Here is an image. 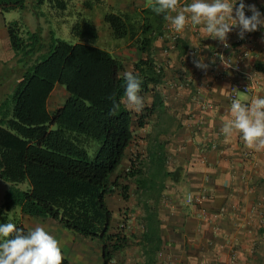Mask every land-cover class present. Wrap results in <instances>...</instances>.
Listing matches in <instances>:
<instances>
[{"label": "trees", "instance_id": "trees-1", "mask_svg": "<svg viewBox=\"0 0 264 264\" xmlns=\"http://www.w3.org/2000/svg\"><path fill=\"white\" fill-rule=\"evenodd\" d=\"M148 1L150 4L141 10L108 11L102 16L113 38L128 41L144 55L132 71L142 77L140 94L163 78L152 48L166 19L164 13L157 15L152 10L155 0ZM33 2L37 10L45 4L55 12L67 8L66 0ZM84 6L91 8L90 0H85ZM26 9L27 0H0L2 14ZM40 13L32 11L34 15ZM25 25L21 20L5 25L14 52L11 73L15 81L9 87L12 92L0 98V178L10 183L0 204V223L10 222V211L18 207L23 215L50 219L82 237L99 240L102 264H110L113 250L120 245L118 235L110 233L109 182L134 140L123 62L97 44L99 31L88 17L80 16L71 26L72 36L78 39L74 43L55 36L51 29L44 39L38 23L33 29ZM175 45L182 54L186 43L177 38ZM254 68L264 74V62H256ZM56 85L63 87L66 97L50 111L48 99ZM154 96L150 110L161 104L160 95ZM114 104L119 107L114 108ZM161 151L160 146L154 152L149 147L146 158L153 167L149 173L133 161L126 172V178H134L139 188L151 191L149 198L153 200L143 204L139 241L143 264H155L163 243L158 218L163 186L155 181L169 173L163 167L166 158ZM21 183H26L25 189L19 187ZM123 196L126 198L127 193ZM12 223L25 234L30 231L18 221ZM63 257L62 264H70Z\"/></svg>", "mask_w": 264, "mask_h": 264}, {"label": "crops", "instance_id": "crops-1", "mask_svg": "<svg viewBox=\"0 0 264 264\" xmlns=\"http://www.w3.org/2000/svg\"><path fill=\"white\" fill-rule=\"evenodd\" d=\"M96 1L86 9L88 18L97 27L99 23L93 15ZM109 1L100 5L105 9L104 13L112 8L115 9L113 12H132L150 4L148 0H114L116 5L111 7ZM191 2L178 0L180 7ZM258 2L260 0H245V3L256 5ZM168 15L175 13L169 12ZM77 19L75 16L74 20ZM6 22L5 15L0 12V83L7 81L5 77L12 70L10 61L14 59ZM170 25L166 20L152 48V57L161 68L163 78L160 84L151 87L153 97L150 104L154 102L155 93L160 95L161 104L150 110L153 112L152 124L148 123L146 129L151 136L147 149L150 147L154 152L159 146L162 148L166 158L163 167L169 173L164 179L159 176L155 181L163 186L158 201L163 243L156 254L155 264H264L263 258L259 257L264 249V149L257 151L247 147L238 131L230 137L221 132L223 125L232 118L228 91L235 73L230 69L223 70L218 64L216 69H221L223 76L216 78L212 70L215 61L208 70L201 72L186 60L189 48H195L197 56L214 59L215 39L208 37L203 24H189L179 33V39L186 43L182 54L170 38ZM256 32L251 34L258 49L259 39L255 36L259 32ZM233 33L234 30L232 36ZM100 47L119 58L111 50ZM167 48L168 54L165 53ZM256 54L243 59L239 75L252 77L253 90L249 95L242 94V100L264 96V74L254 68V64L260 61ZM123 67V72L129 68L132 72L134 64L127 62L126 68L123 62ZM148 161L149 158L145 166L147 173L153 170ZM203 190H207L211 198L201 206L208 212H219L216 218L201 215L196 204L185 201L187 193L197 196ZM22 224L31 231L32 228ZM47 226L51 228L50 224ZM57 226L56 231L60 234L62 225L57 223ZM140 254V264H143L141 248Z\"/></svg>", "mask_w": 264, "mask_h": 264}, {"label": "rangeland", "instance_id": "rangeland-1", "mask_svg": "<svg viewBox=\"0 0 264 264\" xmlns=\"http://www.w3.org/2000/svg\"><path fill=\"white\" fill-rule=\"evenodd\" d=\"M33 1L34 0H27L28 9L26 10H11L3 13L7 22L21 20L23 23L25 22L27 28L30 29H33L38 23L41 27V33L44 39L48 38V31L51 29L55 32V36L70 43L77 42L78 39L73 37L71 34V26L75 23V16H77V18L80 16H89L83 0H66L67 8L65 11L61 12L49 10L47 4L40 6L39 10H37ZM106 1L107 0H98L99 5L97 3L96 8L93 10V15L97 18V22L99 23L97 26L99 31L97 44L111 50L119 57L118 59L125 62L127 68V62L129 65H133L141 54L136 51V49L129 44L128 41L113 38L107 28V25L102 23V15L105 9L101 8L100 5H106ZM90 2L95 4L97 1L90 0ZM112 5H116L114 0L109 1V6L113 7ZM257 5L260 7V2H258ZM112 10L115 9H108V11ZM32 11H41L42 14L40 13V15H34L32 14ZM261 11H264V8H261ZM257 32L259 33L257 34ZM257 32V36H255V38L257 37L259 39V50L256 48V55H258L261 62H264V30H258ZM128 50H130V52H128ZM129 53H131V55H129ZM127 59L133 62H129ZM10 63H12V61H10ZM14 81V74L11 73L10 78H8L7 81H2L0 83L1 99L5 97L8 92H12L11 88ZM151 90L152 88L147 93L140 94L144 98V107L139 112H137L134 107L129 106L126 100V105L133 114L134 140L126 152L123 163L116 171V174L111 177L109 182L112 193L107 196V205L112 212L113 218L110 233L118 235L120 245L118 249L113 250L110 264H140L142 261L140 258L141 254L139 241L143 231V222H141L142 218L139 217L143 213L144 202L151 203L153 200L149 198V193H151V191L139 188V185L136 183L134 178H126V172L130 170L132 161L135 163L136 167H141L142 171H148L145 167L147 165L146 152L148 150L147 145L148 142L150 143L149 139L151 136L148 134L149 130L147 132L146 129L148 123L151 122L152 124L153 118V112L150 111V100L153 97V92ZM65 97L66 92L63 87L56 85L48 99L49 110L52 111L56 106H59L64 101ZM140 121L143 122L142 126H139ZM141 161L143 164L138 163ZM9 186V182L0 178V204L3 200V194ZM19 187L25 189L26 183L19 184ZM124 193H127L126 198L123 196ZM9 219L10 222H23L26 226L32 228L31 230H34L38 226L41 227L42 225L49 227L47 225L50 224L51 228H45V230L60 242L62 255L70 261V264H102L101 242L78 236L66 229L64 230V228H62L63 226L60 228L61 232L59 234L56 231L58 228L57 223L54 224L55 222L50 219L41 220L43 218H32L23 215L19 212L18 207H14L10 211ZM115 239L116 238H113L114 242ZM262 244H264V238ZM259 257H262V260L264 261V249L262 250V255L259 253Z\"/></svg>", "mask_w": 264, "mask_h": 264}, {"label": "clouds", "instance_id": "clouds-1", "mask_svg": "<svg viewBox=\"0 0 264 264\" xmlns=\"http://www.w3.org/2000/svg\"><path fill=\"white\" fill-rule=\"evenodd\" d=\"M261 8H264V0H260V7L256 3H245V0H192L182 7L178 0H155L152 10L157 15L164 13V18L177 33L189 24H203L209 38L227 47L228 34L234 28L239 29L237 35L241 40L247 33L264 30ZM169 12L175 15H168ZM192 62L196 68L206 71L214 59L196 56ZM123 79L128 105L141 111L144 107V98L140 95L142 77L127 71ZM118 107L114 104V108ZM230 113L232 118L223 125L222 134L230 137L238 131L247 147L257 151L264 149V96H257L250 104L234 98ZM10 236L12 238H8ZM63 259L60 242L45 228L38 226L25 234L12 222L0 223V264H62Z\"/></svg>", "mask_w": 264, "mask_h": 264}, {"label": "built area", "instance_id": "built-area-1", "mask_svg": "<svg viewBox=\"0 0 264 264\" xmlns=\"http://www.w3.org/2000/svg\"><path fill=\"white\" fill-rule=\"evenodd\" d=\"M246 15H250L246 13ZM171 29L170 38L172 42H176V39L179 38V33H177L172 25L168 27V30ZM234 33L232 36V32L228 34L227 37V47H225L222 43L215 40L214 41V50H213V58L215 61V66L212 69L213 74L216 78H220L223 76V72L221 69H216L218 64H221V68L223 70L230 69L234 71L235 76L234 79L231 80L229 84L228 91V101L231 104L232 99L239 98L243 103L250 104L252 99L242 100L240 96L242 94L249 95L251 94L253 87L250 82V77L246 74L239 75L242 73V65L243 59L249 57L250 55H254L256 53L254 38L251 33H247L243 40L238 38V28H234ZM165 53H169V49L165 50ZM197 56V51L195 48H189L186 52L185 58L193 67V59ZM220 57L223 59L221 61ZM196 68V67H195ZM198 69V68H196ZM204 72V70H201ZM190 81V80H189ZM211 198L210 193L207 190H203L199 195L193 196L191 193H187L185 195V201L187 204H196L199 207V213L203 216H209L211 218H216L219 215V212H208V210L201 206V203L204 201H208ZM211 215H209V214Z\"/></svg>", "mask_w": 264, "mask_h": 264}]
</instances>
